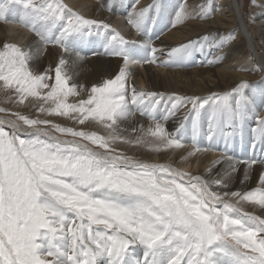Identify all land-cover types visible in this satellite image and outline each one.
<instances>
[{"label":"snow or ice","instance_id":"6c2138e0","mask_svg":"<svg viewBox=\"0 0 264 264\" xmlns=\"http://www.w3.org/2000/svg\"><path fill=\"white\" fill-rule=\"evenodd\" d=\"M248 7L258 10L249 13V22L264 27V0H248ZM178 8L173 27L219 11L214 0L191 11L186 3ZM168 10L167 0H153L130 13L127 24L140 39L129 40L65 0H0V21L18 23L36 37L31 44L0 41V90L15 104L27 102L38 114L80 126L20 112L11 113L15 119H0V264H264V171L256 186L248 187L252 166H264V159L233 162L227 154L229 141L238 130L243 133L248 120L255 121L253 141L264 151V88L241 81L230 92L207 97L172 94L170 106L160 112L165 94L137 89L134 68L185 66L199 43L189 41L169 50L168 60L158 58L163 49L154 46L148 25ZM93 36L103 37V55L119 64L98 81L80 83L77 69ZM235 39L233 31L215 46L224 49ZM49 45L61 53L42 66ZM225 58L221 51L208 63ZM255 70L264 71V64ZM188 104L189 112L169 132L167 120ZM201 110H210L207 146L198 139ZM137 115L149 121L147 127L136 122ZM128 122L138 133L133 138L122 135ZM118 144L172 150L179 164H190L199 153L221 154L204 173L193 174L128 155ZM240 163L245 165L241 188L232 190Z\"/></svg>","mask_w":264,"mask_h":264},{"label":"bare ground","instance_id":"6f19581e","mask_svg":"<svg viewBox=\"0 0 264 264\" xmlns=\"http://www.w3.org/2000/svg\"><path fill=\"white\" fill-rule=\"evenodd\" d=\"M101 1L102 0H67V3L69 2L72 8L81 10V13L86 16L95 12L99 15L101 21L111 23L113 28L120 31L129 40L140 39L135 29L127 24V19L130 13L148 7L153 0H103L102 3ZM167 2L169 10L166 16L162 19H157L155 24L148 25L151 29L150 35L153 36L152 40L154 46L157 49H163V52H157L158 58L162 61L168 60L169 57L167 53L172 48L187 44L189 41L199 43L193 51L192 56L188 58L185 66L165 67L157 64H147L134 68L132 80L138 88L165 94V99L161 101L158 106L160 112H163L165 105H169L168 97L172 92L178 93L181 97H207L212 93L230 92L231 89L241 81H247L249 83V77L252 75L253 78L254 76L258 77L259 75L263 76V78L261 81H257L251 85H255L257 89L264 88V71L259 73V71L255 70V63L250 60V55L252 53L257 56L258 64H264V53L262 52L261 43L258 41L256 34L251 31L249 24L246 21L239 0H237V4L234 3L235 0H228V10L224 5L220 11L214 13L213 19L207 21L205 24H198V19H189L182 24H177L175 27L172 26L175 12L179 10L178 6L184 2L181 0H167ZM188 3L189 11L195 8V5H192L190 2ZM105 9L106 11H104ZM208 23L210 25H208ZM214 25H218L222 28L225 27V29H220L222 31L214 32V30L209 27ZM258 26L259 39L264 41V27L261 26L260 21ZM233 31H235L237 39L239 40L237 44L230 43L224 49L215 46L217 42ZM5 33L14 41L28 42L29 44L35 41L34 39L31 40L29 33L24 31L17 23L5 22L1 25L0 36L5 35ZM160 33L161 37H159ZM92 38L94 39L96 37L93 36ZM99 38L103 37L101 36ZM200 45H203L202 49ZM221 51L226 53V58L222 62L208 63V61L214 60L215 57L219 56ZM60 53L61 51L57 50V53L53 55V57L50 54L47 55V53H45L40 59V64L43 66L54 62ZM82 55L85 56L83 67L77 69L80 83L98 81L115 71L119 64L118 60L113 61L93 57L92 59L94 60H90L91 58L88 57L89 55L83 53V51ZM241 68L248 70L241 71ZM185 109L186 108H181L179 112H182ZM209 112L210 110L207 112L201 110V119L199 122L201 135L198 138L201 146H207L208 144L204 134L207 132ZM181 118V115L177 113L174 118L167 120V130L169 132H174L178 127ZM0 119L8 118L0 116ZM136 122L143 123L145 127H147L149 123L147 119H142L139 116H136ZM188 124L191 127L190 122ZM132 126H134L133 122H128L122 125L123 128L127 129L122 135L131 136L133 134L131 132ZM256 126L254 120H248L243 127V133L241 134L239 130L237 131L234 136V145L227 151V154L233 157V162H242L251 158H256L258 161L264 159L262 146L259 144L258 140L255 142L253 141L252 129ZM226 131L231 130L226 129ZM239 136H242V139L238 140ZM186 143L189 145L191 143V137L188 135L186 136ZM221 143L222 141L219 144V148L223 151L224 145ZM254 143L255 147H253ZM189 150H191L190 147L183 151L186 152ZM240 151L243 153L238 154ZM220 154L221 153L217 151L199 153L196 157L191 158L190 164H179V155H172V152L162 160L158 156L154 158L153 155H151L152 158H154V162L152 163H172L174 166L181 167L193 174H202L210 163L213 160H216ZM197 157L199 158L198 164L196 163ZM219 167H226V164ZM219 167L217 170H219ZM238 167L239 171L233 177L231 185L232 190H238L241 188L239 181L243 179L245 165L240 163ZM261 171H264V166L261 164L257 163L252 166L250 171L251 179L248 182L249 188L256 186ZM245 207L247 210H252L250 206L246 205Z\"/></svg>","mask_w":264,"mask_h":264},{"label":"rangeland","instance_id":"374dc122","mask_svg":"<svg viewBox=\"0 0 264 264\" xmlns=\"http://www.w3.org/2000/svg\"><path fill=\"white\" fill-rule=\"evenodd\" d=\"M182 2H184V3H186V4H189L188 2H190L192 5H197L198 3H202L203 2V0H181ZM240 1V5H241V8H242V11H243V14H244V16H245V18H246V21H247V23L249 24V27H250V29H251V31L252 32H254V34H256V37H257V39H258V41L261 43V41L262 40H260L259 38H260V36L258 35V33H259V26H258V23H259V21H257L256 23H250L249 22V13L250 12H252V11H257L258 12V10H256V9H251V8H249L248 7V0H239ZM65 2L67 3V0H65ZM103 2V0L101 1V3ZM214 2H215V4L218 6V8H219V11H220V9H222L223 7H224V5H225V7L227 8V10H228V7H227V3H228V0H214ZM99 3H100V1H99ZM235 4H237V0H235V2H234ZM70 7H72L71 6V4L68 2L67 3ZM99 6V5H98ZM226 8H225V10H226ZM73 10L74 11H78L79 13H81L82 11L81 10H79V9H74L73 8ZM226 10V11H227ZM104 11H106V9L104 10ZM82 15H84L85 16V18H90V19H96V20H98V21H101V19H99V15L98 14H96L95 12H93V13H91L90 15H88V16H86L85 14H83V13H81ZM13 19V17L10 15L9 16V20L11 21ZM16 19H18V16L16 17ZM211 19H213V16L211 17V18H209L208 20L207 19H204V20H198L197 21V23L198 24H205L207 21H209V20H211ZM5 22H3V21H0V26L1 25H3ZM8 23V22H7ZM18 24V23H17ZM108 24H110L112 27H113V25L111 24V23H108ZM149 25H151V24H149ZM208 25H210L209 23H208ZM21 26V25H20ZM209 27H211V29H213L214 30V32H219V31H222V30H220V29H225V27L224 28H222V27H220V26H218V25H214V26H209ZM21 28L24 30V31H26V32H28L29 33V37H30V39L32 40V39H36V37L32 34V33H30L26 28H24L23 26H21ZM168 31V30H167ZM162 33V32H161ZM161 33H160V35H159V37H161ZM235 36H236V39L235 40H233L231 43L232 44H237L238 42H239V40L237 39V35L235 34ZM3 37V38H2ZM2 39V40H1ZM10 38L7 36V34L5 33V35H2V36H0V40L1 41H4V40H9ZM95 40H98V38H96ZM9 41H14V40H9ZM21 43H23V44H29L28 42H26V43H24V42H21ZM101 44V45H100ZM103 42L102 43H99V45H97V47H98V50L100 51V55H97V56H94V55H90V56H88L89 58H91L90 60H94V59H92V57L93 58H102V59H109V60H117L116 58H113V57H108V56H105V55H103V51H104V48H103ZM261 48H262V52L264 53V45H262L261 44ZM57 50L58 51H61L58 47H56V46H54V45H49L48 47H47V51H46V53H47V55L48 54H50L52 57H53V55H55L56 53H57ZM212 51V50H211ZM251 53V52H250ZM102 54V55H101ZM104 56V57H103ZM107 57V58H106ZM250 60L251 61H253L254 63H255V65H257L258 64V60H257V56H255V55H253L252 53H251V55H250ZM88 60V59H87ZM259 73H262V71H259ZM253 76V75H252ZM252 76H250L249 77V80H250V84H252V83H255V82H257V81H261L262 80V78H263V76H261V75H259L258 77L257 76H254V78L252 77ZM260 77V78H259ZM251 78V79H250ZM255 78H257V79H255ZM132 82L134 83V81L132 80ZM135 84V83H134ZM135 86H136V84H135ZM136 88L137 89H139V90H144V91H146L145 89H140V88H138L137 86H136ZM161 93V92H160ZM171 95L172 94H175V95H177V96H179V94L178 93H175V92H172V93H170ZM11 94L10 93H8V92H5V91H3V90H0V107H2V108H5V109H7L8 110V112H6V113H0V116H2V117H6V118H8V119H15V117L14 116H12L11 115V113H13V112H20V113H22V114H28V115H30V116H32L33 118H35L36 116H39V118H41V119H52V120H55L57 123H61V124H63V125H66V126H74V127H80L79 125H76V124H74L72 121H69V120H67V119H62V118H56V117H49V116H46V115H44V114H38V113H36L35 112V110L32 108V106L30 105V104H28L27 102H25V104L24 105H19V104H15V103H13V102H11L10 100H9V96H10ZM170 95V96H171ZM169 102V101H168ZM166 103V102H165ZM167 104V103H166ZM191 107H192V105L191 104H188L187 105V107H186V109L184 110V111H182V112H178L180 115H181V117H184L188 112H189V110L191 109ZM207 107V106H206ZM189 109V110H188ZM137 116H139V115H137ZM140 117V116H139ZM142 118V117H141ZM142 119H145V118H142ZM188 127H189V124L187 125V129H188ZM94 130H97V131H103L102 129H94ZM187 132H189L188 133V135L189 136H191L190 134V129H188V131ZM138 133H133L131 136L130 135H127V136H129L130 138H133L135 135H137ZM252 135V134H251ZM240 139V136H239V138H238V140ZM241 139H242V136H241ZM231 142V141H230ZM117 147L118 148H120V149H122V150H124L128 155H135V157L136 158H138V159H141V160H144V161H146V162H150V163H152V162H154L153 161V159L154 158H156L157 156L162 160V159H164L169 153H171L172 152V150H163V151H160L159 153H157V152H153V151H149V150H147V149H145V148H141V147H129V146H127V145H124V144H118L117 145ZM231 149V148H230ZM229 149V150H230ZM227 151H228V148H227ZM234 151V150H233ZM155 153V154H154ZM235 153V152H234ZM243 152L242 151H240V152H238V154H242ZM153 155V157L154 158H152V155ZM157 154H159V155H157ZM161 155V156H160ZM162 157V158H161Z\"/></svg>","mask_w":264,"mask_h":264}]
</instances>
